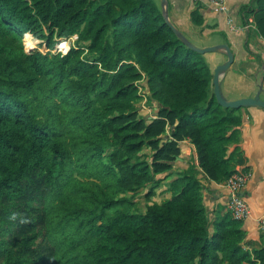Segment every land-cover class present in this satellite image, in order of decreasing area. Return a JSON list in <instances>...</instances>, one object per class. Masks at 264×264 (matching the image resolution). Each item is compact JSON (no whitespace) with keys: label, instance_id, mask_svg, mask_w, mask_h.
I'll list each match as a JSON object with an SVG mask.
<instances>
[{"label":"trees","instance_id":"trees-1","mask_svg":"<svg viewBox=\"0 0 264 264\" xmlns=\"http://www.w3.org/2000/svg\"><path fill=\"white\" fill-rule=\"evenodd\" d=\"M242 13L264 40V0ZM190 19L205 27L199 7ZM31 36L47 51L28 50ZM211 81L155 0H0V264H264L243 223L211 221L204 202L236 171L243 123ZM185 141L198 165L174 172ZM150 185L147 200L171 197L141 211Z\"/></svg>","mask_w":264,"mask_h":264},{"label":"crops","instance_id":"crops-1","mask_svg":"<svg viewBox=\"0 0 264 264\" xmlns=\"http://www.w3.org/2000/svg\"><path fill=\"white\" fill-rule=\"evenodd\" d=\"M252 0H229L228 12L224 14L214 13L209 6L199 5L205 19V27L198 28L191 23L190 13L195 10L194 0H170L173 16L183 21L186 32L196 41L203 43V39L217 36L223 38L230 46L235 56V62L226 80V86L234 95L252 90L256 75L263 76L264 83V40L252 31H234L230 25L232 21L237 27H244L247 23L242 9L248 6ZM258 33V32H256ZM201 34V37L198 36ZM211 68L215 67L221 57L206 55ZM262 71V72H261ZM242 126L239 128V143L231 147V152L237 151L236 169L251 170L252 180L240 192V196L246 199L252 209L253 216L243 223L247 248H264V234L260 232L257 219L264 212V110L259 108L242 109ZM182 155L174 164V172L185 170L194 160L198 165L195 147L188 141L182 142ZM199 169V168H197ZM163 193L166 199L171 195ZM230 194L223 184H207L204 189V202L209 212L210 220L215 221L219 217L227 215V205ZM164 201V200H163Z\"/></svg>","mask_w":264,"mask_h":264},{"label":"water","instance_id":"water-1","mask_svg":"<svg viewBox=\"0 0 264 264\" xmlns=\"http://www.w3.org/2000/svg\"><path fill=\"white\" fill-rule=\"evenodd\" d=\"M161 10V13L177 35V37L187 46V48L206 55H217L221 57L215 67L212 69V81H211V97H216L218 103L225 109H244V108H259L264 110V83L263 76L256 75L254 82L255 90H249L251 85L248 86V90L234 95L226 86V80L235 62V56L230 46L223 38L212 36L209 39H203V43L196 41L192 38L180 25L176 22L170 0H155ZM201 37V34H198ZM262 72V71H261Z\"/></svg>","mask_w":264,"mask_h":264},{"label":"built area","instance_id":"built-area-1","mask_svg":"<svg viewBox=\"0 0 264 264\" xmlns=\"http://www.w3.org/2000/svg\"><path fill=\"white\" fill-rule=\"evenodd\" d=\"M196 5H206L216 14H224L228 12L229 0H194ZM234 31L246 30L256 28L253 18H250L244 27H237L232 21L229 22ZM78 36L60 39L53 53H60L63 56L69 54L73 47H76ZM252 171L246 169H236L235 173L223 184L230 194V201L227 205V213L238 222L245 223L253 216L252 209L246 199L240 196V192L247 187L252 180ZM258 228L264 234V212L257 219Z\"/></svg>","mask_w":264,"mask_h":264},{"label":"rangeland","instance_id":"rangeland-1","mask_svg":"<svg viewBox=\"0 0 264 264\" xmlns=\"http://www.w3.org/2000/svg\"><path fill=\"white\" fill-rule=\"evenodd\" d=\"M194 6H195V8L199 7V5H194ZM174 18H175L176 22L180 25V27L186 31L187 28H185V26L183 25V21L177 19L176 17H174ZM249 31H252L253 33H254V31L258 32L257 29L253 28V27L251 29H249L248 32ZM256 32H255V34L257 35L258 33H256ZM189 34H191V33H189ZM25 36L23 38L24 43L26 40ZM31 41L33 42L31 47L27 46V44L25 45V46H27L26 48L28 50H41L44 52L47 51L46 47L41 45L42 44L41 41L35 39L33 36H31ZM56 41L58 43L59 39H57ZM208 64H209V62H208ZM209 66H210V64H209ZM210 68H211V66H210ZM139 87H140V93L142 94L143 99L136 105V109L138 110V112L142 118L148 119V122H151L154 118H157V113H158V110L160 107H159L157 102H154L151 100L145 82H142ZM151 152L152 151L150 148H148V147L145 148L142 152L141 158L144 160L150 161ZM150 188H151V185L148 186L147 188H145V190H143L141 192L140 196L135 200L136 204L138 205L139 210H141V211H144L146 209L147 205H150L152 203H162V201L165 200V196L163 193L164 187L163 188L160 187L159 189H157L155 192V196H153L150 200H147L146 195L149 192Z\"/></svg>","mask_w":264,"mask_h":264},{"label":"bare ground","instance_id":"bare-ground-1","mask_svg":"<svg viewBox=\"0 0 264 264\" xmlns=\"http://www.w3.org/2000/svg\"><path fill=\"white\" fill-rule=\"evenodd\" d=\"M33 42L30 41L29 43H27L28 46H32ZM27 47V46H26Z\"/></svg>","mask_w":264,"mask_h":264},{"label":"clouds","instance_id":"clouds-1","mask_svg":"<svg viewBox=\"0 0 264 264\" xmlns=\"http://www.w3.org/2000/svg\"><path fill=\"white\" fill-rule=\"evenodd\" d=\"M27 35V34H26Z\"/></svg>","mask_w":264,"mask_h":264}]
</instances>
